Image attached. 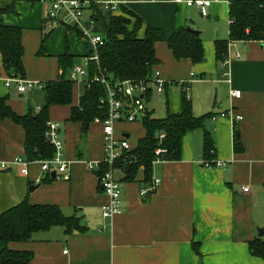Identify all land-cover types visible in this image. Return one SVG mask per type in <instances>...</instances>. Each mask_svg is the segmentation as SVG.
<instances>
[{
	"label": "crops",
	"instance_id": "0c3cea01",
	"mask_svg": "<svg viewBox=\"0 0 264 264\" xmlns=\"http://www.w3.org/2000/svg\"><path fill=\"white\" fill-rule=\"evenodd\" d=\"M89 1L84 22L93 33L103 35L96 30L101 9L107 13L106 30L111 14H125L122 6L142 17L140 37L147 24L162 30L155 44L159 61L154 68L168 86L163 93L150 92L148 109L153 117L166 115L167 101L172 113L181 111L186 83L194 115L212 112L213 116L204 128L185 132L180 160L154 164L153 177L161 180L155 190L141 195L150 186L143 180V169L130 182L123 181L122 170L116 169L122 189L121 211L106 219L102 207L109 196L89 168V163L104 159L105 134L102 124L93 121L82 137V123L69 120L81 94L74 89L71 104L52 105L48 112V120L61 124L70 179L55 174L50 180L37 181L43 177L38 162L30 165L28 176L13 166L0 172V198L13 197V205L26 197L31 203L58 205L65 214L79 216L86 231L66 234L63 227L54 226L28 241L11 242L10 247L32 251L29 264H264L249 247L250 241L264 238V41H235L230 51L241 56L232 58L229 66L216 59L215 41L229 38V4L233 0L214 1L206 17L196 6L174 0H114L119 3L115 10L107 7V0ZM49 8L50 3L43 0H0V23L23 30L25 78L38 83L59 78L58 57L64 52L69 51L76 56L75 64H81L89 51L80 33L68 30L71 23L46 29ZM133 22L132 18L130 28ZM184 25L201 30L204 61L193 64L186 58L176 59L170 50L169 37ZM45 34L48 37L40 54ZM233 89L242 91L240 98L231 96ZM0 97H7L19 114L29 107L39 112L45 103L42 88L20 94L6 87L1 78ZM229 110L242 119L234 123L220 116ZM204 129L214 137V159L226 166L203 165ZM115 130L129 139L136 137L137 143L145 135L144 126L133 122H118ZM236 130L244 146L241 152L234 150ZM25 137L23 126L10 118L0 119V160L26 157ZM137 143L130 140L132 148ZM244 187L249 191L244 192Z\"/></svg>",
	"mask_w": 264,
	"mask_h": 264
},
{
	"label": "trees",
	"instance_id": "16d2710c",
	"mask_svg": "<svg viewBox=\"0 0 264 264\" xmlns=\"http://www.w3.org/2000/svg\"><path fill=\"white\" fill-rule=\"evenodd\" d=\"M165 1V0H158ZM125 14H111L106 30L103 33V44L98 46V62L90 60V74L99 68L113 79L148 80L154 66L158 63L155 44L161 39L162 30L150 24L145 26L143 37L138 35L144 26L142 17L131 10L121 7ZM132 28L129 26L132 24ZM229 38L215 41L216 59L223 62L228 51L229 41L255 40L264 41V0H233L229 4ZM68 30L78 29L68 25ZM23 30L20 27L0 23V75L13 73L25 78L23 64L24 46ZM48 34L42 37L39 53H44V42ZM168 46L176 59L186 58L193 64L205 60L201 32L190 30L187 25L176 28L168 39ZM90 51L87 56L92 55ZM62 73L57 80L43 83L45 103L39 112L32 107L24 114L17 113L8 103L7 97H0V119L10 118L25 129V155L35 161L50 159L54 155V147L45 140L46 122L49 108L52 105H66L73 101L74 82L68 78L70 69L76 63V56L69 51L58 57ZM168 84L165 85V88ZM106 95L105 88L98 82L82 86L79 103L71 109V121L82 123V137H85L88 127L96 117L104 118L106 108L101 105V98ZM162 118H155L152 112L145 113L143 126L145 135L139 139L137 146L122 154L116 167L122 170L123 181L130 182L137 178L143 169V180L151 183L153 179L154 161L161 158L165 161L180 160L182 137L187 130L204 128L205 121L213 116L212 112L196 116L193 113L192 100L182 88V108L179 113L169 110ZM161 134H165L163 138ZM162 148L165 152L156 155V150ZM235 152L244 150L241 139H234ZM216 148L212 133L204 129L203 154L204 160H212ZM107 170V165L101 164L95 170L98 177ZM46 176L42 181L50 180ZM100 185V182H99ZM100 188L101 185H100ZM54 226L64 228L66 234L86 231L79 216L67 215L62 208L54 204L31 203L26 197L18 204L0 212V264H29L34 253L29 250H16L10 247L11 242L28 241L35 233L46 231ZM196 247V244H194ZM253 255L264 259V238H256L249 242Z\"/></svg>",
	"mask_w": 264,
	"mask_h": 264
},
{
	"label": "built area",
	"instance_id": "2783aa9c",
	"mask_svg": "<svg viewBox=\"0 0 264 264\" xmlns=\"http://www.w3.org/2000/svg\"><path fill=\"white\" fill-rule=\"evenodd\" d=\"M50 3L49 11L44 19V25L46 29H53L59 24L71 23L75 26L81 38L88 44L89 51L93 54L87 56L85 61L81 64H75L69 71L68 78L74 83L79 85L89 84L91 82H98L105 88L106 95L101 98V105L106 108V116L96 117L95 122H99L103 126L105 134V155L101 162L89 163L91 170H97L101 164L107 165V170L99 178L100 185L105 194L109 196V202L102 207L103 217L106 219H112V217L121 211V185L119 179L115 176V170L117 162L121 159L122 154L126 151H130L132 148L129 138L125 134H117L115 125L118 122H138L142 121L148 109L149 95L152 90L158 93H163L165 85L167 84L162 79L160 71L153 68L152 72L148 76V80H132V79H113L111 76L104 73L100 68L99 71L90 74L89 61L95 60L98 62L97 49L99 45H102L103 35L99 33H93L86 26L84 22V12L90 5L89 0H43ZM177 3H185L189 6H196L200 14L204 17L208 15V8L216 0H174ZM119 3L114 0H107L106 5L111 10H115ZM235 41L228 42V51L223 63L229 66L232 58L240 57L239 52H231L230 48ZM62 73V71H61ZM60 73V74H61ZM6 87H13L16 92L20 94L27 93L34 87L42 88L43 83L27 80L15 73L11 75H0ZM187 83L184 90L188 93ZM234 98H240L242 91L233 89L230 92ZM220 116L228 117L232 122L240 121L241 115H236L232 110L222 112ZM216 118V117H213ZM165 134H161L163 138ZM45 140L48 144L54 147V155L50 159H38L31 161L23 155H17L12 161L0 160V172L8 171L13 166H17L21 175L28 176L30 165L33 162H38L41 167L42 179L46 176H50L53 173L57 177L68 180L71 177L70 163L65 158V145L61 134V124L58 121L48 120L46 122ZM165 152L164 149L158 148L156 155H160ZM165 161L161 158H157L154 161L159 163ZM203 165L206 167H223L226 166L225 162L218 161L216 159L204 160ZM42 179H38L42 180ZM159 178L152 179L150 186L141 190V195L153 191L160 184ZM244 192L249 191V187L243 188ZM106 225H103L105 228Z\"/></svg>",
	"mask_w": 264,
	"mask_h": 264
},
{
	"label": "rangeland",
	"instance_id": "374dc122",
	"mask_svg": "<svg viewBox=\"0 0 264 264\" xmlns=\"http://www.w3.org/2000/svg\"><path fill=\"white\" fill-rule=\"evenodd\" d=\"M96 14H97V12H96ZM106 14L107 13L105 12V10L101 9V14L97 15L98 20L96 22V26H97L96 30L99 31L100 33H104V31H105V26H106L105 22H107ZM197 30L201 31L200 29H197ZM74 89H75L76 94L79 93V90L82 91V89L80 88V85L77 83H74ZM160 101L162 104L165 105V100L163 98H161ZM125 123H130V122H125ZM133 123H138V124L143 125L142 121L133 122ZM140 127H142V126H140ZM129 140H131L134 143L135 142L137 143L138 139L136 137H131V139H129ZM15 200L16 199H14L13 197H11L9 200H4V198L1 197L0 198V212L7 209L9 206H12L16 202Z\"/></svg>",
	"mask_w": 264,
	"mask_h": 264
},
{
	"label": "water",
	"instance_id": "95a60500",
	"mask_svg": "<svg viewBox=\"0 0 264 264\" xmlns=\"http://www.w3.org/2000/svg\"><path fill=\"white\" fill-rule=\"evenodd\" d=\"M188 29H190V30H195V29H193V28L190 27V26H188ZM127 136H128V135H127ZM52 177L55 178V173H53ZM260 235H262V231H260Z\"/></svg>",
	"mask_w": 264,
	"mask_h": 264
}]
</instances>
